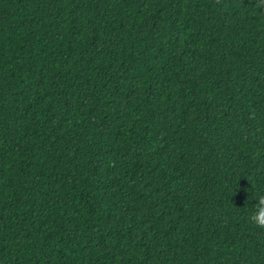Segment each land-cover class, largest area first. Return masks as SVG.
Instances as JSON below:
<instances>
[{"label":"trees","instance_id":"obj_1","mask_svg":"<svg viewBox=\"0 0 264 264\" xmlns=\"http://www.w3.org/2000/svg\"><path fill=\"white\" fill-rule=\"evenodd\" d=\"M264 0H0V264H264Z\"/></svg>","mask_w":264,"mask_h":264},{"label":"clouds","instance_id":"obj_2","mask_svg":"<svg viewBox=\"0 0 264 264\" xmlns=\"http://www.w3.org/2000/svg\"><path fill=\"white\" fill-rule=\"evenodd\" d=\"M256 203L248 215L249 223L257 230L264 232V193L255 198Z\"/></svg>","mask_w":264,"mask_h":264}]
</instances>
